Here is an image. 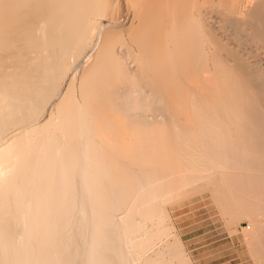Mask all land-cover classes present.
<instances>
[{
  "label": "bare ground",
  "instance_id": "1",
  "mask_svg": "<svg viewBox=\"0 0 264 264\" xmlns=\"http://www.w3.org/2000/svg\"><path fill=\"white\" fill-rule=\"evenodd\" d=\"M197 190L264 264V0H0V264H191Z\"/></svg>",
  "mask_w": 264,
  "mask_h": 264
},
{
  "label": "rangeland",
  "instance_id": "2",
  "mask_svg": "<svg viewBox=\"0 0 264 264\" xmlns=\"http://www.w3.org/2000/svg\"><path fill=\"white\" fill-rule=\"evenodd\" d=\"M88 61L87 58L81 59L72 67L68 77ZM50 113L48 109L44 122ZM168 211L191 264H255L254 250L248 246L253 230L251 219L240 216L231 223V215L222 212L210 191L192 192L168 206ZM261 239L264 240V236Z\"/></svg>",
  "mask_w": 264,
  "mask_h": 264
}]
</instances>
